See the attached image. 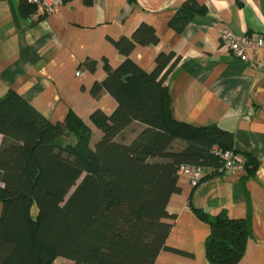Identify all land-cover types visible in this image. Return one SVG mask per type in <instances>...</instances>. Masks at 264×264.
Here are the masks:
<instances>
[{
	"label": "trees",
	"instance_id": "1",
	"mask_svg": "<svg viewBox=\"0 0 264 264\" xmlns=\"http://www.w3.org/2000/svg\"><path fill=\"white\" fill-rule=\"evenodd\" d=\"M24 10L35 7L28 3ZM202 12L194 0H185L171 22H180L174 25L180 31ZM156 40L154 30L141 24L130 38L113 41L124 58L115 68L104 61L106 77L90 93L97 98L106 91L117 105L109 115L90 113L101 131L93 146L89 127L73 111L51 122L12 89L0 97V264H53L59 257L73 264H153L166 248V205L179 191L180 166L217 171L221 161L210 153L212 146L235 154L231 132L172 117L163 84L167 70L159 76L172 52L159 53L152 72L129 58L135 43ZM84 65L93 69L95 62ZM135 121L146 127L128 143L116 140ZM244 156L253 171L255 160ZM192 210L210 228L204 241L208 263L237 264L248 219Z\"/></svg>",
	"mask_w": 264,
	"mask_h": 264
},
{
	"label": "crops",
	"instance_id": "2",
	"mask_svg": "<svg viewBox=\"0 0 264 264\" xmlns=\"http://www.w3.org/2000/svg\"><path fill=\"white\" fill-rule=\"evenodd\" d=\"M184 1L65 0L55 13L37 19L35 11L24 10L28 0H0V97L12 89L51 122L73 111L89 127L93 146L101 131L90 122V113L100 109L109 115L117 103L106 91L93 97L91 86L106 77L104 61L115 68L124 58L113 41L130 38L141 24L150 26L156 42L135 43L129 58L152 72L155 57L172 52L159 75L167 70L163 84L172 117L231 132L234 155L242 163L233 174L208 167L196 187L179 174V191L166 205L171 224L166 248L153 264H209L204 241L210 228L192 207L210 216L224 212L248 219L250 231L237 264H264V49L242 62L219 40L223 28L236 36L264 37V0H194L204 12L178 31L171 19ZM86 60L95 62L93 69L80 66ZM145 127L135 121L116 140L128 143ZM245 154L255 160L251 172L244 166ZM53 264L73 263L59 257Z\"/></svg>",
	"mask_w": 264,
	"mask_h": 264
},
{
	"label": "built area",
	"instance_id": "3",
	"mask_svg": "<svg viewBox=\"0 0 264 264\" xmlns=\"http://www.w3.org/2000/svg\"><path fill=\"white\" fill-rule=\"evenodd\" d=\"M65 0H28L35 7L37 19H43L55 13ZM220 47L231 56L242 62H251L258 52L264 49V37L258 34H245L236 36L228 28H223L219 36ZM82 71L78 69L76 76H81ZM210 153L221 161V166L217 169L222 173L233 174L242 166L241 161L230 150H223L217 146H212ZM209 169L199 165H181L179 174H183L191 187H196Z\"/></svg>",
	"mask_w": 264,
	"mask_h": 264
},
{
	"label": "rangeland",
	"instance_id": "4",
	"mask_svg": "<svg viewBox=\"0 0 264 264\" xmlns=\"http://www.w3.org/2000/svg\"><path fill=\"white\" fill-rule=\"evenodd\" d=\"M32 213H33V214L36 213V208H35V207L32 208Z\"/></svg>",
	"mask_w": 264,
	"mask_h": 264
},
{
	"label": "bare ground",
	"instance_id": "5",
	"mask_svg": "<svg viewBox=\"0 0 264 264\" xmlns=\"http://www.w3.org/2000/svg\"><path fill=\"white\" fill-rule=\"evenodd\" d=\"M203 179V178H202ZM201 182V181H200Z\"/></svg>",
	"mask_w": 264,
	"mask_h": 264
}]
</instances>
